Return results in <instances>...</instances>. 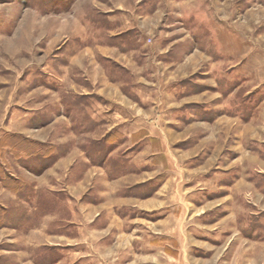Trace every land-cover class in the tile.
Wrapping results in <instances>:
<instances>
[{"label":"rangeland","instance_id":"rangeland-1","mask_svg":"<svg viewBox=\"0 0 264 264\" xmlns=\"http://www.w3.org/2000/svg\"><path fill=\"white\" fill-rule=\"evenodd\" d=\"M0 264H264V0H0Z\"/></svg>","mask_w":264,"mask_h":264}]
</instances>
